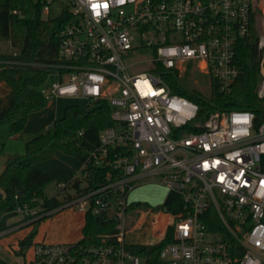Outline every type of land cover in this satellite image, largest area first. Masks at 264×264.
<instances>
[{
    "label": "built area",
    "instance_id": "built-area-1",
    "mask_svg": "<svg viewBox=\"0 0 264 264\" xmlns=\"http://www.w3.org/2000/svg\"><path fill=\"white\" fill-rule=\"evenodd\" d=\"M36 6L68 18L59 63L42 66L49 70L45 100L106 101L114 124L93 156L108 170L103 186L52 212L17 213L30 220L69 209L107 215L119 218L120 231L116 241L97 245L36 243L24 263L147 264L128 249L124 229L131 193L156 178L178 196L175 215L164 203L158 208L174 226L161 264H264V121L232 110L197 123L198 105L167 82L170 74L182 79L198 70L229 92L239 76L236 44L258 29L264 0H36ZM258 48L264 99V29Z\"/></svg>",
    "mask_w": 264,
    "mask_h": 264
},
{
    "label": "trees",
    "instance_id": "trees-1",
    "mask_svg": "<svg viewBox=\"0 0 264 264\" xmlns=\"http://www.w3.org/2000/svg\"><path fill=\"white\" fill-rule=\"evenodd\" d=\"M18 1L0 0V76L13 90L12 105L0 119V125L8 124L13 134L21 136L29 116L46 107L47 101L41 88L46 83L49 70L42 66L59 63V34L67 25L68 18L43 19L39 6H36L37 16L34 19L23 18L14 14V11H20ZM4 42L11 44L10 54L1 53ZM258 42L256 29L252 27L250 36L236 44L235 65L239 76L229 92H220L218 83L212 81L211 93L206 95L194 86V79L189 73L182 79L172 74L167 77L174 94L198 105L197 123L205 122L216 111L232 110L253 112L257 123L264 121V99L259 97L263 77ZM111 116L112 109L106 101L90 102L84 107L68 106L63 117L54 121L46 132L26 142V154L11 157L2 178L0 218L7 213L18 214L17 209L25 207L40 209V214L52 212L73 197L103 186L108 170L95 165L93 156L100 148L101 133L114 124ZM59 153L75 158L83 165L80 177L77 176L62 188L66 190L72 187L75 193L66 194L62 200L47 196L46 189L54 178L37 167L40 162L55 159ZM0 155H4L3 144L0 145ZM175 201H178V196L170 194L164 202L172 216L178 212V208L173 207ZM143 206L148 207L147 204ZM135 207L136 203H131L128 211ZM52 216H45L41 220ZM119 231V218L88 213L84 217L79 243L97 245L105 239L116 241L114 236ZM173 233L174 226L170 225L159 243L130 244L128 249L144 258L147 264H161L160 253L165 246L174 242ZM33 240L20 242V255L24 258L34 245ZM0 264L10 263L0 257Z\"/></svg>",
    "mask_w": 264,
    "mask_h": 264
},
{
    "label": "rangeland",
    "instance_id": "rangeland-1",
    "mask_svg": "<svg viewBox=\"0 0 264 264\" xmlns=\"http://www.w3.org/2000/svg\"><path fill=\"white\" fill-rule=\"evenodd\" d=\"M35 3L36 0H19L18 6L22 13L20 16L30 20L34 19L37 16V9L35 7ZM58 15L59 11L56 8L55 10H52V14H42V17L43 19H53ZM263 27L264 18L261 17L259 20L258 29L256 30L258 37L263 31ZM1 50L2 53L10 54V42H4L1 45ZM189 74H191V77L194 79L193 83L197 89H199L206 95H209L211 93L212 79L209 75H206L198 70L193 71V73L190 72ZM86 104V101L76 99H56L46 102V107L40 110L38 114L41 113L44 117H48L47 119H52L53 121L49 123V127H45V129H43V131H40L38 134L46 132L54 123V121L61 119L64 115L65 109L68 106L84 107ZM38 134L23 133L21 136L15 135L10 138L9 125H0V145L3 143L6 144V151L12 152L13 156H23L26 154V142L32 140ZM57 156L55 157V159H57ZM65 159H68V157ZM69 159L71 160H64V158H62L61 160H59V165L54 164L53 166V164H48L49 161H44L40 162L37 166H39L38 168L40 169L42 165L47 163V165L45 166L47 167V170L52 171L53 167V170L57 171L58 176L64 177L69 172L68 175L71 177L74 174L72 173L73 168L78 173L80 172L79 168L80 166H82V164L75 158ZM78 175H80V173H78ZM50 176L53 175L50 174ZM53 178L54 181L46 189V194L48 197H57L58 199L62 200L66 196V194L73 195L75 193V190L72 187L66 190H62L61 186L62 183L65 181L60 182L58 179H56V177L53 176ZM158 183V179H151L147 181L146 184L139 186L135 191L131 193L129 197L130 202L134 204L136 203V207L133 210L128 211V215L125 221L126 225L124 231L125 241L127 244H157L162 239L166 227L172 222L168 216L158 210V208L163 205L168 195L167 190L160 186ZM67 184L69 183L67 182L65 185ZM145 204H147L148 207H144L143 205ZM33 210L40 209L36 208ZM54 215L62 217V219L53 223L52 220L56 217ZM54 215V217L52 216L46 220H41L42 218H38L37 220L28 221H24L25 215L22 213H7L3 215L0 218V232H7L13 229L14 226L17 227H15V230L12 233L0 239V257L12 264H24L25 259L23 256L20 255L21 241L29 240L31 238L39 239L42 238L45 234L64 235L71 232L72 235L74 230V228H72L73 223H82L83 221L81 215L72 209L64 210ZM74 240H80L79 233L75 235ZM31 248L27 251L26 255L28 257L31 254Z\"/></svg>",
    "mask_w": 264,
    "mask_h": 264
},
{
    "label": "crops",
    "instance_id": "crops-1",
    "mask_svg": "<svg viewBox=\"0 0 264 264\" xmlns=\"http://www.w3.org/2000/svg\"><path fill=\"white\" fill-rule=\"evenodd\" d=\"M1 53H2V50H1ZM3 54H5V53H3ZM12 102H13V90H12L11 86L9 84H7L0 76V119L8 111V109L12 105ZM38 112L39 111L34 112L29 116L27 125L25 127L24 132H23L24 134H27V133L28 134H38L40 131H43V129H45V127L46 128L49 127V123L53 121L52 119H50V120L47 119L48 117L47 118L44 117L43 114H41V113L38 114ZM13 136H15V134L12 133L11 128L9 126V137L12 138ZM3 145H4V155H8V156L12 157L13 156L12 152H7L6 151L7 150L6 144L3 143ZM67 157L68 156L59 153L57 156V159H55L53 161H49L48 164H51V165L53 164V166H54V164L59 165L58 164L59 160H61L62 158H64V160H71V159H69L71 157H68V159H65ZM46 165H47V163L42 165L40 167V169L45 171V172H48L47 174H49V175L50 174L53 175L60 182L65 181V182H63L64 184L62 183V185H65L67 182L68 183L72 182L77 176H79L78 173H80V172L77 173V171L73 168V172H72V173H74L73 176L70 177L68 175L69 174V172H68L66 174V176L62 177V176H58L57 171L53 170V167H52V171L47 170V167H45ZM37 167H39V166H37ZM82 168H83V165L80 166L79 171H81ZM75 172H76V174H75ZM75 212H77L78 214L81 215L83 221H82V223L76 222V224H74L71 221L73 223L72 228H74L72 235H71V232L64 234V235L45 234L42 238L34 239L33 240L34 244H36L35 242H37V243L46 242L49 244H60V243H72V242L80 241L82 239V228L84 226L85 215L78 212V211H75ZM54 216H56V215H54ZM61 219H62V217L56 216L55 218H53L52 222L54 223V222L61 220ZM69 230H71V229H69ZM78 233L80 235V240H74L75 235ZM10 264H12V263H10Z\"/></svg>",
    "mask_w": 264,
    "mask_h": 264
},
{
    "label": "water",
    "instance_id": "water-1",
    "mask_svg": "<svg viewBox=\"0 0 264 264\" xmlns=\"http://www.w3.org/2000/svg\"><path fill=\"white\" fill-rule=\"evenodd\" d=\"M11 160V157L8 155H0V188H1V181L3 176L5 175L8 167V162Z\"/></svg>",
    "mask_w": 264,
    "mask_h": 264
}]
</instances>
